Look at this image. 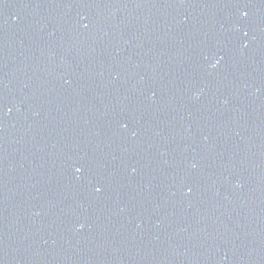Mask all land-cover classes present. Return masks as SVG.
Masks as SVG:
<instances>
[{
    "label": "water",
    "instance_id": "obj_1",
    "mask_svg": "<svg viewBox=\"0 0 264 264\" xmlns=\"http://www.w3.org/2000/svg\"><path fill=\"white\" fill-rule=\"evenodd\" d=\"M0 264H264V0H0Z\"/></svg>",
    "mask_w": 264,
    "mask_h": 264
}]
</instances>
